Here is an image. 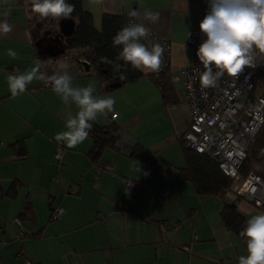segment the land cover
<instances>
[{
  "label": "crops",
  "instance_id": "0c3cea01",
  "mask_svg": "<svg viewBox=\"0 0 264 264\" xmlns=\"http://www.w3.org/2000/svg\"><path fill=\"white\" fill-rule=\"evenodd\" d=\"M82 4L97 27L102 13L138 11L140 23L170 41L171 80L181 93L179 70L195 59L207 39L199 25L208 12V0H82ZM16 6V0H0V20L8 11L12 26L11 33L0 35V183L5 188L16 178L22 182L14 198H0V241H5L0 243V264H26V259L38 264H239V257L248 255L245 238L228 230L220 217L222 206L233 201L234 194H197L178 174L177 168L184 165L180 137L190 121L182 97L164 104L158 87L145 77L106 91L96 76L69 72L74 87L91 84L94 96L115 100L117 116L112 119L110 112L95 121L120 126L118 149H104L94 163L86 155L90 136L71 149L57 143L54 137L67 131L68 113L75 116L76 104L63 103L39 79L15 98L8 88V75L26 73L37 62L33 18L17 13ZM18 7L26 10V5ZM146 12L158 13V21L145 19ZM195 29L200 38L196 47L186 42ZM51 32L37 35L40 39ZM8 49L16 51L17 58L7 55ZM21 138L27 156L15 158L10 144ZM136 142L157 151L171 170L157 174L131 158ZM57 145L63 149L60 157L55 156ZM127 180L138 184L128 191ZM27 197L38 220L37 226L27 228L42 227L38 237L19 235L24 225L18 213ZM56 206L62 214L50 220V209ZM236 208L245 222L264 214L243 198L236 200Z\"/></svg>",
  "mask_w": 264,
  "mask_h": 264
},
{
  "label": "clouds",
  "instance_id": "9594fccd",
  "mask_svg": "<svg viewBox=\"0 0 264 264\" xmlns=\"http://www.w3.org/2000/svg\"><path fill=\"white\" fill-rule=\"evenodd\" d=\"M74 10L75 5L66 0H31V11L44 18H70ZM9 15L8 11L2 13L4 19L0 20V35L7 36L12 32V26L7 20ZM139 15L136 10L129 12L130 17ZM144 17L152 23L159 19L158 13L152 12L144 13ZM199 27L207 37L196 51L204 69L199 74V81L203 88L214 87L225 74L238 77L246 67H256L254 49L264 53V0H208V12ZM150 36V29L143 23L130 22L113 37V46L120 47L115 62L105 57L101 59L112 64L117 72L122 67L119 61H123L125 70L127 65H131L133 69H147L158 74L162 69L165 47L158 42L153 43ZM7 55L17 58V52L12 49L7 50ZM68 67L67 62H61V71L46 77L40 73V63L37 61L26 73L8 75L7 83L15 98L25 92L34 79L45 80L63 103L76 104L78 111L75 116L68 113L67 131L54 137L57 143L63 142L71 149L88 138L93 127L92 121L99 115L113 112L116 102L111 97L94 96L95 88L91 84L87 87H74V77L67 71ZM119 79L126 80L127 77L120 72ZM240 236L245 238L248 255L239 257V264H264V214L248 219Z\"/></svg>",
  "mask_w": 264,
  "mask_h": 264
},
{
  "label": "trees",
  "instance_id": "16d2710c",
  "mask_svg": "<svg viewBox=\"0 0 264 264\" xmlns=\"http://www.w3.org/2000/svg\"><path fill=\"white\" fill-rule=\"evenodd\" d=\"M66 2L75 5V10L70 17L74 21V28L71 34L61 35V41L58 43V51L69 56V67L67 71L70 74L72 73L76 76L92 74L103 85L101 89L106 91L122 88L145 77L158 87L164 104L169 105L180 101L181 93L176 89L171 80L169 69L170 61L168 68L161 70L158 74L151 71L143 72L142 70L133 69L131 65H127L125 70L123 66L124 62L119 61L122 65L120 72H123L127 77L126 80H120V72L115 71L112 64L101 59L105 57L107 60L115 62V57L120 51V47L113 46L112 40L116 33L124 27L127 14L102 13L100 16V26L97 27L94 24L92 13L84 9L82 0H66ZM16 5L25 7L26 0H16ZM60 19L58 20L57 28L59 33H61ZM32 37L34 44L37 46V41L40 36L33 29ZM35 57L37 61L47 58L39 50H36ZM82 57H86L91 63V67L88 70L81 65L80 59ZM91 123L93 127L90 130L89 136L92 141L86 155L92 162L96 163L104 149H118L120 126L114 121L106 123L92 121ZM180 146L184 158V165L177 168L178 174L182 179L189 181L193 185L197 194L218 197H223L230 191L234 194L235 199L231 202L224 203L222 206L220 217L228 230L240 235V232L246 227V222L244 216L236 208V200L243 197L233 191V178L227 175L212 157L187 147L184 144L183 135L180 137ZM10 148L12 149V153H15L12 154L15 158L27 156L23 138L11 143ZM129 156L142 162L148 169L157 174L167 173L172 168L169 161L159 155L157 151H152L139 142H136L132 146ZM240 170L244 174L253 171L264 178V124H262L252 142L247 156L241 164ZM21 184L22 182L17 178L12 180L5 188L0 183V198H14ZM137 184L134 182L130 190ZM249 202L254 204L252 201ZM56 207L50 209V220L57 219L52 216L53 210ZM18 220L26 229H28L27 227L29 225L37 226L36 210L29 197L26 198L21 206L18 213ZM173 225L169 224L168 226L172 227ZM42 229V227H39L35 231L28 230L24 232L21 238L24 236L38 237L42 234ZM29 263L38 264L27 259L26 264Z\"/></svg>",
  "mask_w": 264,
  "mask_h": 264
},
{
  "label": "built area",
  "instance_id": "2783aa9c",
  "mask_svg": "<svg viewBox=\"0 0 264 264\" xmlns=\"http://www.w3.org/2000/svg\"><path fill=\"white\" fill-rule=\"evenodd\" d=\"M130 22L140 23L136 17H130L127 13L124 27ZM149 39L165 47L161 70L168 68L170 41L152 31ZM199 39L198 30L195 29L188 35L186 42L196 47ZM253 54L255 68L246 67L238 77L225 74L214 87L209 88H203L199 81V74L204 69L197 56L190 64L180 68L181 97L190 115L183 140L187 147L212 157L233 178L232 189L236 194L252 201L255 206L264 208V178L253 171L244 174L240 170L252 142L264 124V53L254 49ZM80 61L82 66L87 64L88 69L91 67L86 57H82ZM61 62L69 65V56L60 53L42 59L39 61L40 73L46 77L56 74L61 71ZM197 69L199 71H195ZM41 84L43 87L52 88L45 80H41ZM111 116L115 118L117 113L113 112ZM62 150V146L57 145L55 156L60 157ZM103 167L110 169L111 165L104 164ZM125 185L130 190L133 182L127 180ZM61 213L62 209L56 207L52 216L58 218ZM26 231L28 229L21 226L19 235L22 236ZM4 242L0 241L1 244Z\"/></svg>",
  "mask_w": 264,
  "mask_h": 264
},
{
  "label": "rangeland",
  "instance_id": "374dc122",
  "mask_svg": "<svg viewBox=\"0 0 264 264\" xmlns=\"http://www.w3.org/2000/svg\"><path fill=\"white\" fill-rule=\"evenodd\" d=\"M14 9H16L15 11H17V13H26L28 14V16L30 18H33V22H34V28H35V31L36 33L39 35L40 33L42 35L45 34V32L50 29L52 32H51V35H53L54 33L56 34V36H58L60 39H59V42L61 41V34L57 31V28H58V20L60 18H53V17H47V18H44V17H40L38 14H35L31 11V0H26V10L16 6L14 7ZM230 194H232V192H228ZM233 195V194H232ZM261 208V207H260ZM264 209V208H262ZM27 260V259H26Z\"/></svg>",
  "mask_w": 264,
  "mask_h": 264
},
{
  "label": "water",
  "instance_id": "95a60500",
  "mask_svg": "<svg viewBox=\"0 0 264 264\" xmlns=\"http://www.w3.org/2000/svg\"><path fill=\"white\" fill-rule=\"evenodd\" d=\"M74 28V21L71 18H61L60 19V29H61V35H69L71 34V32L73 31ZM38 46V45H37ZM39 50V48H38ZM57 51V52H56ZM39 52H41L39 50ZM60 51L56 50V49H52L49 52H41L42 54L45 55V57H50V56H54L56 54H60ZM85 69H88L87 64H84Z\"/></svg>",
  "mask_w": 264,
  "mask_h": 264
},
{
  "label": "flooded vegetation",
  "instance_id": "af4514ba",
  "mask_svg": "<svg viewBox=\"0 0 264 264\" xmlns=\"http://www.w3.org/2000/svg\"><path fill=\"white\" fill-rule=\"evenodd\" d=\"M42 37V36H41ZM59 37L54 33L53 35L49 34L43 36L37 41L38 48L41 52H49L52 49H56L59 43Z\"/></svg>",
  "mask_w": 264,
  "mask_h": 264
}]
</instances>
